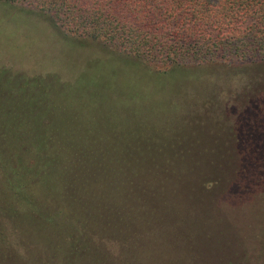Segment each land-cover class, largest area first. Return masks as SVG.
<instances>
[{
  "label": "trees",
  "instance_id": "trees-1",
  "mask_svg": "<svg viewBox=\"0 0 264 264\" xmlns=\"http://www.w3.org/2000/svg\"><path fill=\"white\" fill-rule=\"evenodd\" d=\"M0 3L27 7L69 35L100 41L163 69L264 59V0ZM12 84L0 70V264H41L45 255L59 264H140L139 252L109 236L101 209L112 210L119 227L127 190L156 184L157 170L175 174L177 161L183 172L189 169L185 135L157 134L146 125L147 113H132L137 119L129 120L107 106V114L94 112L70 92L41 109L39 98L14 93ZM23 148L29 160L22 158ZM80 171L92 179L79 178ZM41 225L61 242L49 248L48 236L38 237ZM91 238L102 245L100 252L88 243ZM113 258L120 261L112 263Z\"/></svg>",
  "mask_w": 264,
  "mask_h": 264
},
{
  "label": "rangeland",
  "instance_id": "rangeland-1",
  "mask_svg": "<svg viewBox=\"0 0 264 264\" xmlns=\"http://www.w3.org/2000/svg\"><path fill=\"white\" fill-rule=\"evenodd\" d=\"M0 70L14 93L39 98L41 109L70 92L94 112L129 120L147 113L157 134L185 135L189 175L177 161L175 174L160 169L152 175L156 184L127 190L123 206L134 212L124 211L122 226L112 210L101 209L109 236L139 252L140 264H264V59L163 69L69 35L27 7L0 3ZM29 153L22 149L25 161ZM78 177L91 178L86 171ZM46 235L49 248L61 242L41 225L38 237Z\"/></svg>",
  "mask_w": 264,
  "mask_h": 264
}]
</instances>
